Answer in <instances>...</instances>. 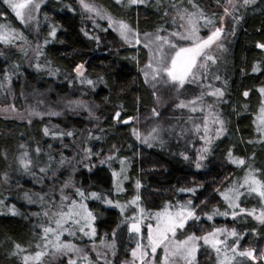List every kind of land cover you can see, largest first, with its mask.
I'll return each mask as SVG.
<instances>
[{"label": "trees", "instance_id": "16d2710c", "mask_svg": "<svg viewBox=\"0 0 264 264\" xmlns=\"http://www.w3.org/2000/svg\"><path fill=\"white\" fill-rule=\"evenodd\" d=\"M92 1L114 19L124 20L136 28L141 35L145 32L155 33L161 26L166 29L162 34L178 29L173 27L170 17L163 18L162 11L156 7V0H147V7L144 5L122 7L117 5L115 0ZM226 1L194 0L207 16L216 21V26H219L221 16L218 10ZM172 2L173 0H161L170 16L175 15V10L168 7ZM174 2L189 11L197 10L192 8L188 0L182 2L174 0ZM2 16H4L3 20H1ZM236 17L238 23L234 22L227 28L224 43L226 50L219 52L220 58L211 70L212 73L220 76V80L212 84L213 87H221L225 92L223 100L226 102L220 103L218 109L226 121V131L212 143L205 167L202 171L196 172L188 169L185 159L176 158L168 151H151L138 145L130 133L131 122L134 119L128 125H124L112 118L115 111L121 112L122 119H128L139 117L154 107L152 94L143 81L140 71L147 61V52L144 48L122 47L105 24L93 25L87 22L72 0H49L42 7L39 38L43 60L47 67L42 72L34 71L32 63L26 65L27 55L24 51H4L0 54V102L6 101L5 81L10 79V87L15 92L16 107L21 106L22 95L29 93L47 100L46 107L49 109L53 106L59 109L53 103L56 99L62 101H72L75 98L90 99L96 105L102 124L98 130L89 132L81 117L66 118V125L59 121L42 120L35 121L31 126L0 119V199L4 200V204L0 205V213H3L0 214V264H22L23 255L31 252L34 242L37 241L36 235L32 236L36 229L35 218L29 213L33 210L36 213L35 207L27 205L18 198L19 193L24 191L21 190V185L29 187L30 183H22L21 176H17L21 172L19 170L15 172L12 170L11 179L6 183L4 177L9 166L14 165V160L21 150L20 145H24L23 149L25 147L41 149L39 159L36 161L32 156V150L27 151L29 158L33 160L34 170L50 165L51 173L57 168L54 162L56 164L58 156L53 159L51 154L53 144L45 138L43 132L45 127L49 129L50 134L71 131L73 136L65 142L70 140L72 143L78 140L80 134L88 131L87 145L92 147L93 154L101 153L104 156L116 153L120 158H125L129 180L124 185L122 197H115L112 200L120 203L130 200L135 192L136 181L139 180L141 204L150 210H159L166 202L172 203L171 196L174 195L175 189L200 186L193 195L196 198V205L200 201H206L201 205L200 210L211 212L215 207H223L220 192L229 187L236 173L243 174L251 165L252 168L259 170L256 173L258 177L264 175V143L260 142L253 127V117L261 105L258 88L264 85V51L256 47L257 43H264V0H257L255 5L239 9ZM0 21L22 33L27 41L32 40L2 0H0ZM52 27L57 29L55 38L49 35ZM81 63L85 65V75L95 82L94 85L80 86L74 80L73 69ZM17 65L19 67H16ZM254 67H258L259 70L254 72ZM49 69L53 71L50 72ZM211 76L209 75L210 79ZM210 79L205 85L211 83ZM191 91L188 90L186 95L189 96ZM245 91L249 93L248 97H244ZM120 105H123V109L119 107ZM60 112L67 113L64 110ZM229 150L234 156L243 158L246 164L235 167L229 163L227 159ZM50 156L54 161L49 159ZM253 156L255 158L250 159ZM113 165L106 162L89 174L82 172L78 176V186L86 193H98L101 198L103 195L113 197L112 171L118 168V165ZM225 167L229 169V176L226 179L223 176ZM36 175L40 174L37 172L33 174ZM95 200L88 203L96 216L95 240L99 241L100 235H110L117 228L121 217L117 208L106 207L105 202H102L103 199ZM246 203L252 205V202ZM13 206L19 215H11L9 209ZM229 222L228 226L231 225ZM221 223L222 221L202 222L193 226L189 224L183 232L178 230V236L183 238L184 234L192 232L200 236ZM236 228L241 232L249 231L241 247L253 239L256 245L260 243L264 245V226L247 218ZM253 229L256 232L255 237L251 236ZM126 232V229H122L117 236V252L121 259L127 258L128 248L131 247V237ZM15 243H19L26 252L11 256ZM197 261L198 264H216L215 254L206 247H201Z\"/></svg>", "mask_w": 264, "mask_h": 264}, {"label": "snow or ice", "instance_id": "6c2138e0", "mask_svg": "<svg viewBox=\"0 0 264 264\" xmlns=\"http://www.w3.org/2000/svg\"><path fill=\"white\" fill-rule=\"evenodd\" d=\"M182 2V0H181ZM4 3L15 13V16L21 23H27L34 18V14L40 9V2L38 0H4ZM81 6L85 11L94 13L101 19H107L108 27L117 31L120 37L129 45L141 44L140 32L133 28L130 24L124 20H116L106 11H102L96 8L94 5L86 3L85 0H80ZM117 5L124 6H148L147 0H115ZM188 3L196 11H189L187 8H181L177 3L173 2L168 5L169 8L175 10V15H171L167 8L163 6L161 0H156V7L162 11L163 18L170 17V22L173 27L183 29V31H172L169 36L161 35L166 29L161 26L158 27L155 33L145 32L143 35L145 40L143 45L149 50L148 62L140 69L144 76L145 83L150 84L154 89L153 95H157V89L163 87L165 90H171L175 93V99L177 103L176 108L188 109L191 113H205L203 116L202 126L201 124L194 125L195 131L200 133L203 131L204 135L201 139L204 140V147L198 150V156L195 160V167L199 170L203 167L202 161L207 159V154L211 151V145L214 139L219 137L226 131V121L222 118L218 105L222 102L225 92L221 87H213L211 83L205 85L203 81L212 74L215 80H220V76L212 73V67L217 64L219 56L216 55L213 49L220 52L225 51L221 38L224 34V28L222 26H216V21L205 14L203 9L197 5L194 0H188ZM257 3V0H243V6H252ZM236 0H227V4L224 6V17L232 16L233 20L238 23L233 13L237 10ZM224 17L220 18L221 25L223 24ZM177 18L182 23L177 24ZM202 22V24H201ZM209 27V34L206 36H200V27ZM107 30V29H105ZM57 29L52 27L49 35L53 38L56 36ZM234 32V30H233ZM87 35V33H85ZM170 37H174L175 40ZM91 38V37H90ZM20 40L27 42L26 37L22 33L17 32L8 24L0 23V44H4L9 47L17 46L15 41ZM178 41H190L187 46L178 43ZM47 44V41H45ZM256 47L264 50V43H257ZM37 55H43L40 45H37ZM25 55L27 53L25 52ZM16 67H19L18 65ZM35 67L39 69L41 65L36 63ZM258 67H254L253 71H258ZM52 72V69H49ZM73 71L80 82L88 85H94V81L89 79L85 73L86 68L83 63L74 67ZM6 78H8L6 76ZM103 79V78H101ZM226 83V82H225ZM198 85L201 89L200 94L192 99H182L183 92H187L186 85ZM206 89V90H205ZM262 97H264V88L259 89ZM244 97H248L249 93L245 91ZM205 97H213L214 100L207 101ZM75 104L76 108H84L88 111L89 116H93L91 108L85 105L83 102L75 101L69 102V107ZM123 109V105L119 106ZM76 108L72 110L75 111ZM13 110H15L13 108ZM50 115H59V113H49ZM29 115H41L38 112H30ZM152 115L159 117L161 114L155 108L152 109ZM99 119L98 117H94ZM117 123L129 124L131 120L138 119V117H129L128 119L121 118V112L115 111L112 117ZM191 119V117L189 118ZM29 123L31 121L29 120ZM256 125V131L261 136H264V100L261 101V106L256 115L254 121ZM216 126V127H210ZM133 135L142 143L152 146L153 142L164 143L163 134H170L174 129H165L159 123H156L147 135L141 137L137 129L133 128ZM44 135L49 136L50 132L47 127L43 129ZM53 136L57 135L52 133ZM60 136L67 135L72 136L71 131L66 133H59ZM99 139V137H96ZM264 143V140L260 141ZM252 143V141H249ZM21 148L24 145H20ZM37 156L40 155L41 149L37 147L35 149ZM85 159H90L92 156V150L90 148L84 149ZM7 157L5 156V159ZM251 157L250 159H254ZM51 159V157H49ZM114 159L113 156L107 157L106 160H101V163H106L107 160ZM185 160H188V156H184ZM228 162L237 166H244L246 161L243 158L234 156L231 150L227 153ZM65 163L64 158H61L59 164L63 166ZM19 164L25 173L33 174V160L29 158L27 151L23 152L19 158ZM120 173L113 172L114 179L117 180L115 187L117 191H121L120 179L121 173H126L127 169L124 166L125 161L121 160ZM49 166L39 167V172L45 175H54L50 173ZM257 169L248 166V170L243 177L242 182H233L231 186L227 187L223 192H220L222 199L225 201L227 208L231 211L221 212L218 208H214L212 214L207 215L208 220H212L213 216H229L233 220L237 217H251L258 224L264 226V175L257 176ZM7 176L4 177V182H7ZM123 180L128 179L127 175H123ZM141 183L136 181V188L139 189ZM74 189V196L79 197V200L70 196L65 192V189ZM180 192H188L195 195L197 192L196 187L180 188ZM219 192V189H217ZM255 195L259 198V204L261 205L259 212L257 209L241 207V197L245 195ZM25 199L28 203L45 202V195L31 194L26 192ZM36 196V199L33 198ZM101 199L100 195L96 192L86 193L85 190L77 187L71 182V179L63 184L60 189V203L57 205L54 199H49V207L43 211V217L46 224L41 223L42 236L40 241L35 244V248L39 249L32 255H23L22 264H43V258L45 256H51L53 258L68 257L67 264H78L79 259L88 260V257L83 254V249L71 242H65L61 239L65 232L70 236H75L79 231L84 236L94 238L96 235V229L93 227L96 217L93 212L89 210L86 203L83 201L88 199ZM141 199L140 195H137L130 201L134 206L138 207V215L133 213L131 216L126 217L121 224L127 225L129 233H135L139 240L136 243L135 248L131 250V261H126L125 264H157V250L162 249L163 255L159 259V264H198L197 253L203 246H210L216 256V264H264V250L258 251L255 247L249 246L242 248L240 241L247 233L241 234L232 228L231 230L226 228H214V230L208 233L198 236L195 232L191 234H184L183 238L178 236V230H183L189 226V221H198L200 217L196 212V205L192 200H188L187 203L170 205L165 204L163 210L155 212V214L146 213L143 207H139L137 202ZM102 202L107 203L110 206L120 209L121 214H124L127 205H121L119 202H114L111 199L104 198ZM206 203V201H202ZM4 204V200L0 199V205ZM11 215H19L15 206L9 209ZM3 214V213H0ZM33 215L40 216V213H34ZM154 219L155 225L147 224L146 236L142 233V225L144 219ZM54 225V226H53ZM121 225H118L119 228ZM90 229V231H86ZM255 229H253V235H255ZM223 237V238H222ZM147 240V244H142L139 241ZM231 239V243H229ZM201 241L203 244H201ZM106 249L111 250L112 254H116V231L112 232V241L110 243L101 242ZM95 250V246H94ZM26 252L19 243L14 244V250L10 253L11 256H17ZM101 257V253L97 251V259ZM88 264H92V261L88 260ZM105 264H110L105 260Z\"/></svg>", "mask_w": 264, "mask_h": 264}, {"label": "rangeland", "instance_id": "374dc122", "mask_svg": "<svg viewBox=\"0 0 264 264\" xmlns=\"http://www.w3.org/2000/svg\"><path fill=\"white\" fill-rule=\"evenodd\" d=\"M49 0H38V2H40V9L37 13L34 14V18L31 19L30 21H28L27 23H21L20 20L15 16V13L8 7V5L6 3H4V0H2V2L4 3V5L11 11V13L14 15L15 19L17 20V22L20 23V25L23 27V29L26 31V33L28 35L31 36L32 40L30 39V42H24V41H20L17 40L15 41V44L17 46L15 47H9L6 46L4 44H0V54H2L4 51L6 50H11V51H16V52H21L24 51V53H27V59L25 61L26 65L28 66L29 63L33 64V69L34 71H38V72H42L45 71L43 70L44 68L47 67V64L45 63V61L43 60V55H37V45H40L41 50H42V44H41V40L39 38V29H40V14H41V9L42 7H44L46 5V3ZM57 1V0H55ZM74 1V3L78 6L79 10L83 13V15L85 16L87 22L95 25L96 23H103L106 25V27L116 36L119 44L122 47H142L144 48V50L147 52V61L148 62V58H149V50L147 48L144 47L143 45V41L145 40L144 35H140V39H141V44L139 45H129L127 43H125V41L120 37L119 33L117 31H114L112 28L108 27V21L107 19H101L100 17L96 16L94 13H89L87 11L84 10V8L81 6L80 0H72ZM86 3L92 4L94 5L96 8L102 10L98 5H96L92 0H85ZM237 3V10L233 13V16L236 17V14L239 13V9L245 7L243 6V0H236ZM227 4V1L225 2V4L219 8V12L221 14V17H224V6ZM103 11V10H102ZM219 18V21H220ZM237 18V17H236ZM4 19V16L1 17V20ZM234 20L232 18V16H227L224 17L223 19V24L221 25V23H219V26H222L224 28V34L221 38V42L225 43V35L227 34V28L229 27V25H233L234 24ZM0 23L6 24L3 21ZM182 23V21H179L178 18V24ZM179 31H183V29H177ZM207 34H209V28L208 27H200V32L199 35L200 36H206ZM163 36H169V33H165L162 34ZM171 39L175 40L174 37H170ZM178 43L182 44V45H189L191 42L190 41H178ZM213 51H215L216 55H219V50H216L215 48L213 49ZM264 51V50H263ZM33 61V62H32ZM36 63H39L41 65V67L39 69H37L35 67ZM145 63V64H146ZM144 64V65H145ZM144 67V66H143ZM141 67V68H143ZM32 68V65H31ZM141 76L143 81L144 80V76L141 72ZM211 76V74H210ZM210 79L209 76L207 77V79H205L203 81V83H207L206 81ZM74 80L77 81V84L80 86H87L88 84L86 83H81L79 78L76 77ZM211 84H215L216 80L213 78V75L211 76ZM11 80H7L5 81V92H6V101L5 102H0V119L1 120H5V121H15L19 124H26L27 126H31L32 123H34L35 121H49V120H54V121H59L60 123H62L63 125H66V118H82L84 124L86 125V127L89 129V132H94L96 130L99 129L100 125L102 124V120L100 119V117L98 116L97 113V108L96 105L93 101H91L90 99H82V98H75L74 100H72V102L75 101H80L83 102L85 105H87L89 108H91L92 112H93V116L90 117L88 111H85L84 108H76L75 104H72L69 107V102L70 101H62V100H53V103H55L57 105V107L59 109H56L55 106H53L52 109L47 108V100H44L43 98H40L38 96H36L34 93L32 94H28L22 95V99H21V106L20 107H16L15 105V92L13 91V89L10 87V82ZM147 87L149 88L152 97H153V101H154V107L157 111L160 112V116L159 117H154L152 115V109L146 111L145 114H142L141 116L138 117V119H134L131 123V128H130V133L132 138L135 140V142H137L138 145L142 146L143 148L147 149V150H151V151H168L170 152V154L176 158H181L184 160V156H188V169H190V171H202V169L205 167V161H202L203 167L201 169H197L195 167V160L198 156V150L201 149L202 147H204V140L201 139V137L204 135L203 131H201L200 133H197L195 131L194 125L196 124H201L202 126V121H203V116L205 113H200V112H196V113H191L187 108L186 109H179L175 107V104L177 103L176 99H175V93L171 90H165L163 87L158 88L157 91V95H153V91L154 89L151 87L150 84H147ZM188 90L191 91V89L193 91H191V93L189 94V96L186 95V92H183L181 95L182 99H192L195 98L196 96H198L200 94V87L198 85H186L185 86ZM264 88V85L261 86L260 88H258V93L260 95L261 101L264 100V97L261 96L259 89ZM206 90V89H205ZM186 95V96H185ZM186 97V98H185ZM205 99L207 101H212L214 100L213 97H205ZM36 100V101H35ZM69 100V99H68ZM261 106V105H260ZM13 108L15 110H13ZM76 108L75 111H73L72 109ZM260 108V107H259ZM61 110H64V112L67 113H63L60 112ZM66 110V111H65ZM259 111V109H258ZM257 111V113H258ZM30 112H38L41 115H29ZM49 113H59V115H50ZM256 113V115H257ZM256 115L253 117V127H254V131L256 132L257 136L259 137V139L262 141L264 140V136H261L260 134L257 133L256 131V125L254 123L255 119H256ZM94 117H98L99 119H95ZM191 117V119H189ZM29 120L31 121V123H29ZM159 123L162 127H164L165 129H174V131H171L170 134H163V138H164V143H159V142H153L152 146L149 147L147 144L142 143L141 140H138L136 138V136L133 135V128L137 129V131L140 133L141 137L145 136L148 134V132L151 130V128L156 124ZM123 124V123H122ZM124 125H128V124H124ZM210 127H216V126H212L210 125ZM88 131H84V133L80 134L78 136V140L75 141L74 143H72L70 140L69 142H65L68 139H71V137L73 136H67V135H63L60 136L59 133L61 132H53L56 133L57 135L53 136L52 133L49 136H45L46 140H50L51 143L53 144L51 147V154L53 156V159L56 158V155L58 156V159L56 160V164L54 162V165L57 166L56 169H54L52 172H54V175H45L39 172L38 170H34L33 169V174H35L36 172L39 173L40 175H36L33 176V174H28V173H24V170L21 168L20 164H19V158L21 156V154L25 151H29V149L32 150L31 153L33 158L35 159V161L37 159H39V156H37L35 150L33 148H21L20 152H18L16 159L14 160V165H10L8 172L6 174L7 176V180L9 181V179H11L10 177V173L13 170L15 171H21L19 175L17 176H21L23 182L22 183H30V186H25V185H21V190L24 189V191L19 193L18 198L22 201H24L27 205L30 206H34L35 207V211L36 213H40L41 215L38 217L36 215H33L35 212L30 211V216L34 219V226L36 229H34V235L35 236V240L37 239V241L34 242V252L33 250H31V252H27L25 255H32L35 253V251H38L39 249L35 248V244L37 242H41L40 241V236H42L43 232H42V227L40 226L42 222H44L45 224L47 223L45 221V218L43 217V211L49 207V199H54L56 201V204L58 205L60 203L59 197H60V189L63 187V184L68 181L69 179H71V182L78 186V176L79 174L86 173L89 174L91 173L96 167H98L99 165H102L101 160H106L107 157L109 156H113L114 159L112 160H107V162L114 164V165H118V168L116 170L112 171V191L111 194L113 197H107L105 195H103V197L101 199L107 198V199H114L115 197H119L121 198L123 193H124V185L128 182L129 177H128V166L127 163H125V167L127 169L126 173H121L120 179L122 180L121 183V191H117L115 184L117 183V180L114 179L113 177V172H117L120 173L121 170V164L120 161L123 159L124 161H126L125 158H120L116 153H111L108 155H104L102 156L101 153H95L92 154L90 159H85V152L84 149L86 148H90L92 149L91 146L87 145V141H88ZM65 133V132H63ZM223 135V134H222ZM221 135V136H222ZM220 136V137H221ZM219 137V138H220ZM216 139L213 140V142ZM212 142V143H213ZM35 148V147H34ZM36 149V148H35ZM52 156L51 159H52ZM209 156V154H207V157ZM61 158H64L65 163L63 166H61L59 164V161L61 160ZM52 159V160H53ZM54 161V160H53ZM17 167H16V166ZM113 165V166H114ZM234 165V164H233ZM235 166V165H234ZM227 167V165H226ZM223 171V176L224 179L228 178L229 176V169L226 168ZM236 167V166H235ZM248 169H246L243 174H238L236 173L231 184L233 182H242L244 175L246 174ZM13 173H11L12 176ZM123 175H127L128 179L123 180L122 177ZM231 184L229 186H231ZM34 186V187H32ZM197 186V185H196ZM200 186H197L196 188H198ZM141 188V187H140ZM137 189L135 186V194H132V197L130 198V200H125L123 202H119L117 200H114V202H119L121 205H127V207L125 208L124 214H121V211L119 208L117 207H113L108 205L107 203H105L106 207H112V208H117L119 211V217L120 218V222L119 225H121L119 228L117 227L115 229L116 231V254L113 255L111 250L106 249L104 247V244H102L101 242L104 241L105 243H110L112 241V233L110 235H100L99 236V241H96V236L95 235L94 238H89L87 236H84L82 233H80L79 231L76 232L75 236H70L68 235L67 232L64 233V235L61 237L62 240H64L65 242H71L75 245H77L78 247H80L81 249H83V254L86 255L88 257V260L92 261V264H97V263H101V264H105V260L109 261L110 264H125L126 261H131L132 257H131V250L133 248H135L137 241L139 240L138 237H136L135 233H129L127 230V225H122L121 222L128 216H131L133 213H136L137 215L138 213V207L134 206L130 203V201H132V199L137 195V193L140 195L141 190ZM184 188V187H181ZM224 191V190H223ZM222 191V192H223ZM29 192L31 194H40V195H45V202L41 203V202H36V203H28V201L25 199V193ZM65 192L67 194H69L70 196H73L74 198H76L77 200H79V197H75L74 196V189L69 188V189H65ZM186 195V196H184ZM172 197V203L171 202H166L164 203L161 208L159 210H150L148 208H146L145 206H143L141 204V199L137 202V205L139 207H143L146 211V213L148 214H155V212L157 211H161L163 210L165 204H170V205H178V204H184L187 203L188 200H192L193 204L196 205V198H194V196L191 193L188 192H180L179 189H175L174 191V195L171 196ZM33 198L36 199V196L33 195ZM220 198L222 199L221 195ZM95 199L92 198H88L86 200H84L83 202L87 204L88 208L90 211L93 212V208L90 207V203L88 202H93ZM97 200V199H96ZM95 200V201H96ZM223 201V207L222 208H218L221 212L224 211H231L230 209L227 208V205L225 203V201L222 199ZM246 202H252V205H249ZM241 206H244L245 208L251 209V208H256L257 212H259L261 205L259 204V198L255 197V195H245L241 197ZM202 201H200L199 203H197V207H196V212L197 215L200 217V219L198 221H189V224L193 225H200V223L205 222V223H213L215 221H222V223L220 225L214 226L212 228V230H214V228H226L231 230L232 228H236V226L239 223H242L245 219L250 218L252 221H254L256 224H258L255 220H253L251 217H237L236 220H233L231 218V215L225 217V216H221V215H215L213 216L212 220H208L207 219V215L212 214L213 209L211 210V212H201L200 207L202 205ZM245 204V205H242ZM216 208V207H215ZM93 215L95 216L94 212ZM96 217V216H95ZM230 221V222H229ZM230 223L231 225L228 226L227 223ZM153 224L155 225V220L154 219H148L145 218L144 219V223L142 225V233L146 236L147 234V224ZM96 220L94 222L93 227L96 228ZM260 225V224H258ZM54 226V225H53ZM262 226V225H261ZM122 229H126V233H128V235L131 237V247L128 248V255L126 259H121L118 256V252H117V236L118 233L122 231ZM203 229V228H200ZM207 229V228H204ZM209 230V231H212ZM236 230L238 232H240L241 234L243 233H247V235L244 236L243 239H246L248 236L249 231H242L237 229ZM86 231H90V229H86ZM208 231V232H209ZM206 232V233H208ZM203 233L202 235L206 234ZM200 235V236H202ZM253 237L256 236L252 235ZM223 238V237H222ZM243 239L240 241V245H242V241ZM142 244H147V240H142L139 241ZM231 239H229V243H231ZM201 244H203V242L201 241ZM94 246H95V250H94ZM255 247L258 251L260 250H264V245L262 246V244H258L256 245L255 243V239L248 241L245 245L242 246V248H246V247ZM206 247L207 249L211 250L212 252H214L210 246H203ZM97 251H99L101 253V257L99 259H97ZM198 254V253H197ZM215 254V253H214ZM163 252L162 249H158L157 250V264H159V259L162 257ZM216 258V256H215ZM67 259L68 257H62V258H53L51 256H45L43 258V264H67ZM88 260H84V259H79L78 260V264H88ZM247 264H252V262H247Z\"/></svg>", "mask_w": 264, "mask_h": 264}]
</instances>
